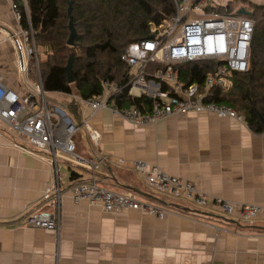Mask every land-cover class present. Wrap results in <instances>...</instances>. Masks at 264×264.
<instances>
[{
  "label": "crops",
  "instance_id": "0c3cea01",
  "mask_svg": "<svg viewBox=\"0 0 264 264\" xmlns=\"http://www.w3.org/2000/svg\"><path fill=\"white\" fill-rule=\"evenodd\" d=\"M251 2L264 6V0ZM14 5L13 0H0V80L24 95L28 89L10 38L22 28ZM46 94L79 124L89 119L99 133L97 149L86 132L76 136L80 155L103 160L99 185L134 193L166 214H111L99 204L74 205L70 188L88 181L91 173L71 169L66 160L52 162L50 153L1 127L0 264H264L263 220L251 224L214 205L199 207L155 195L135 169L138 161H145L192 182L211 198L264 207V132L253 131L246 121L196 112L139 126L109 110L91 115L75 85L71 94ZM48 189L52 196L61 193L58 231L27 225L32 212L52 211L44 199Z\"/></svg>",
  "mask_w": 264,
  "mask_h": 264
},
{
  "label": "built area",
  "instance_id": "2783aa9c",
  "mask_svg": "<svg viewBox=\"0 0 264 264\" xmlns=\"http://www.w3.org/2000/svg\"><path fill=\"white\" fill-rule=\"evenodd\" d=\"M209 1L173 0L174 17L153 26L150 37L131 43L122 54L121 60L130 68L128 96L151 98V113H145L136 106L119 107L116 97L125 86L105 82L101 95L82 99L91 110V115L109 110L139 126L157 125L169 117L190 112L213 115L219 120L245 122L233 107L216 101L215 97L217 90L233 87L235 74L248 72L255 24L249 17L240 15L236 7L229 9V2L210 5ZM13 8L20 20L21 14L16 5ZM10 38L15 45L19 71L28 92L23 95L0 80V138L2 127L13 136L25 138L31 147L50 153L54 163L59 159L66 160L88 170L90 179L70 188L76 206L99 204L106 213L141 211L164 218L165 211L153 203L141 202L136 194L117 193L99 185L97 172L103 160L94 155L89 158L80 155L75 141L77 133L84 130L93 148L97 149L100 146L99 133L91 127L89 119L79 124L65 107L49 101L40 75L33 30L21 28L18 34L12 33ZM32 62L36 63L38 69L39 78L36 81L30 75ZM199 62L211 63L205 79L201 84L195 82L187 85L175 66ZM152 64L160 67L154 74L150 73ZM149 76L154 79H149ZM135 169L146 178L154 191L199 207L217 206L226 216H237L247 223L264 221V207L236 205L221 198H211L200 193L192 182L172 176L160 166L145 161H138ZM52 195V189H48L44 195V199L50 201L52 211L32 212L27 217L29 227L58 231L62 198L59 191Z\"/></svg>",
  "mask_w": 264,
  "mask_h": 264
},
{
  "label": "trees",
  "instance_id": "16d2710c",
  "mask_svg": "<svg viewBox=\"0 0 264 264\" xmlns=\"http://www.w3.org/2000/svg\"><path fill=\"white\" fill-rule=\"evenodd\" d=\"M21 14L22 28L32 29L37 47L45 50L46 59H39L40 75L46 93L71 94L75 85L86 100L103 93L105 82L125 86L116 97L119 107L136 106L145 113L152 112L153 100L147 96H128L130 68L121 60L127 47L150 37L153 26L175 15L173 0H13ZM77 30L74 46H69L70 2ZM236 2V1H235ZM235 2L228 8L234 9ZM251 12L255 31L246 73L235 74L229 90H217L216 101L233 107L257 133L264 132V6L242 0ZM71 55L74 84L68 82L66 67ZM211 63H185L175 68L189 85L202 83ZM160 67L150 66L154 74ZM35 62L30 64V75H38ZM149 79H154L149 76ZM165 90L166 87L164 86ZM74 113L79 112L74 108ZM73 166L80 167L69 163ZM82 168V167H81ZM86 170V169H85ZM88 171V170H87ZM89 172V171H88ZM74 175L79 177L77 172Z\"/></svg>",
  "mask_w": 264,
  "mask_h": 264
},
{
  "label": "water",
  "instance_id": "95a60500",
  "mask_svg": "<svg viewBox=\"0 0 264 264\" xmlns=\"http://www.w3.org/2000/svg\"><path fill=\"white\" fill-rule=\"evenodd\" d=\"M72 5H73V1L70 2L69 10H68V14L70 15V24H69L70 38H69V41H68V45L69 46H74V41H75V38L77 37V30H76V28L74 26L73 17L71 16L72 15V10H73V6ZM238 13L240 15H243V16H246V17H250L251 16V12L246 10L244 7L240 8L238 10ZM74 59H75V56L71 55V57H70V59L68 61V65L66 67V72H67V76H68V82L70 84H74V78H73Z\"/></svg>",
  "mask_w": 264,
  "mask_h": 264
},
{
  "label": "rangeland",
  "instance_id": "374dc122",
  "mask_svg": "<svg viewBox=\"0 0 264 264\" xmlns=\"http://www.w3.org/2000/svg\"><path fill=\"white\" fill-rule=\"evenodd\" d=\"M230 1H233V0H210L209 1V4L210 5H219V4H217V3H222V4H226L227 2H230ZM234 1H236L235 2V4H234V6L236 7V10L238 11L240 8H242L243 7V3H242V0H234ZM249 1H251V0H249ZM255 3V2H254ZM256 4V3H255ZM246 9V8H245ZM225 9H223V11H224ZM232 10V9H231ZM247 10V9H246ZM236 11V12H237ZM37 45V44H36ZM37 50H38V55H39V59L40 60H45L46 59V56H45V54H44V52H46L45 50H43V49H41L40 47H37ZM38 72H36V74H37ZM33 77V76H32ZM34 78V80H37L38 78H39V74L37 75V76H35V77H33ZM24 86V85H23ZM241 115V114H240ZM84 130H82L79 134H78V136H82V134H84ZM75 141H76V138H75ZM85 145H87L86 143H85ZM153 194H155V195H163V193H160V192H153ZM189 203V202H188ZM191 205H192V203H191Z\"/></svg>",
  "mask_w": 264,
  "mask_h": 264
}]
</instances>
